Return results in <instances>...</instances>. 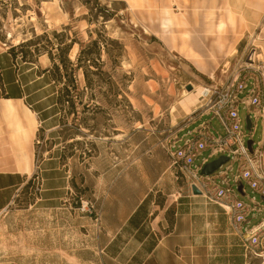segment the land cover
Listing matches in <instances>:
<instances>
[{
	"label": "rangeland",
	"instance_id": "374dc122",
	"mask_svg": "<svg viewBox=\"0 0 264 264\" xmlns=\"http://www.w3.org/2000/svg\"><path fill=\"white\" fill-rule=\"evenodd\" d=\"M229 5L227 0H0V95L13 79L27 82L26 104L41 110L31 122V183L0 217V264H72L61 258L62 249L79 254L81 264H101L94 261L96 227L78 208L82 201L96 207L92 195L100 176L138 163L168 137L169 144L175 142L176 116L200 105L203 86L225 78L226 62L234 64L256 46L253 36L260 33L246 30L242 15L231 13ZM229 31L238 39L249 33L252 43L238 51L235 38L227 47L223 36L230 38ZM55 64L62 66L61 74ZM63 65L75 69L77 88L72 98L59 99L64 84H73ZM88 67L94 71L89 79ZM240 114L248 130V113L241 108ZM212 124L221 129L217 120ZM262 128L258 122L255 141ZM207 156L208 151L196 163ZM176 181L182 194L188 191L185 182ZM245 188L243 200L255 196L264 203ZM175 197L158 194L156 208ZM228 231L226 221L220 239L211 234L207 264H264Z\"/></svg>",
	"mask_w": 264,
	"mask_h": 264
},
{
	"label": "crops",
	"instance_id": "0c3cea01",
	"mask_svg": "<svg viewBox=\"0 0 264 264\" xmlns=\"http://www.w3.org/2000/svg\"><path fill=\"white\" fill-rule=\"evenodd\" d=\"M227 1L231 13L242 15L246 30L260 33L253 37L264 42V0ZM255 8L262 9L261 21L257 25ZM229 32L233 33L230 38L223 36L227 47L237 38V34ZM252 42L249 33H245L235 43L236 50H246ZM15 83H18V87L14 89L12 85ZM28 84L13 79L9 81V87L4 84L5 95L10 97L0 95V217L11 210L29 183L33 170L35 152L31 141V122L33 114L36 117L41 110L37 111L26 104V98L31 95L27 94ZM9 100L12 101V112L7 107L6 101ZM195 110L176 116L177 121L173 124L176 137L185 138L198 127L201 120H195ZM170 139L168 137L161 144H156L150 154L143 155L138 163L130 166L126 164L117 174L102 175L97 179L92 201L95 200L99 220H96L94 213L83 216L89 218L98 233L95 262L207 264L211 255L208 249L211 234H216L217 239H220L225 234L223 229L226 221L227 234H234L228 216L217 204V207L212 204L209 206V201H204L202 196L194 195L189 190L184 191V194L179 191L181 187L176 176L174 179L175 171L171 166L170 153L173 149L169 144ZM176 143L178 145L179 141ZM98 182L104 183L103 189ZM158 194L176 197L170 205L163 204L157 209L155 197ZM169 214L171 217H168ZM212 229L216 233H211ZM60 256L72 264H81L82 261L79 254L67 250L64 253V249Z\"/></svg>",
	"mask_w": 264,
	"mask_h": 264
},
{
	"label": "built area",
	"instance_id": "2783aa9c",
	"mask_svg": "<svg viewBox=\"0 0 264 264\" xmlns=\"http://www.w3.org/2000/svg\"><path fill=\"white\" fill-rule=\"evenodd\" d=\"M254 48L234 64H224V79L203 86L195 120L206 115L211 118L201 120L189 136L178 138V145L177 140L171 143L170 156L176 178L194 195L217 204L228 216L232 232L242 240L246 254L264 262V203L255 196L249 197V202L241 197L248 196L247 184L264 200V57ZM241 108L248 113L251 129L244 127ZM213 120L221 129L212 124ZM258 122L262 123V135L255 141ZM249 140H253L252 150ZM206 151L208 156L196 163ZM216 156L229 159L212 174L202 175L205 164ZM194 185L200 194L194 193ZM78 209L89 214L95 211L90 201H82ZM254 219L258 222L252 223Z\"/></svg>",
	"mask_w": 264,
	"mask_h": 264
},
{
	"label": "trees",
	"instance_id": "16d2710c",
	"mask_svg": "<svg viewBox=\"0 0 264 264\" xmlns=\"http://www.w3.org/2000/svg\"><path fill=\"white\" fill-rule=\"evenodd\" d=\"M15 48V46H13V47H11V52H14V49ZM62 51L64 50V49H61ZM85 53H86V51L84 50V49H82L81 50V54H80V57H79V61L81 60V55L83 54V55H85ZM60 58L62 59V57H61V55H60ZM68 59V58H67ZM88 60H90V59H88ZM68 61H69V59H68ZM71 63V62H70ZM63 66H65V65H63ZM77 67L78 68H80V64H78L77 65ZM62 66H60V64H55V69H56V71L58 72V73H60L61 74V71H62ZM63 68H65V71H66V75H69V80L71 81V82H73V84H69V83H65L64 84V87H63V89H62V91H61V94L58 96V98L59 99H64V98H72L73 97V90L74 89H76L77 88V86L75 85V80H74V77L73 76H75V69L73 68V66H71L70 67V69H68V67L67 66H65V67H63ZM94 72L91 68H89L88 67V69H87V71H85V76H86V78L87 79H89V76H88V72ZM5 97H10V95H5ZM69 100V99H68ZM31 183V180L29 181V183L25 186V188L26 187H28L29 186V184Z\"/></svg>",
	"mask_w": 264,
	"mask_h": 264
},
{
	"label": "water",
	"instance_id": "95a60500",
	"mask_svg": "<svg viewBox=\"0 0 264 264\" xmlns=\"http://www.w3.org/2000/svg\"><path fill=\"white\" fill-rule=\"evenodd\" d=\"M188 89H192V84H188L187 86ZM251 120L249 119V117H247V127L248 129H251ZM249 144V148L250 150H252V144H253V140H249L248 141ZM228 156H220L217 159L213 160V161H209L208 163L205 164V166L202 169V175H209L212 174L214 171H216L222 164H224L225 162L228 161ZM193 191L196 194H200V190L194 185L193 186Z\"/></svg>",
	"mask_w": 264,
	"mask_h": 264
},
{
	"label": "bare ground",
	"instance_id": "6f19581e",
	"mask_svg": "<svg viewBox=\"0 0 264 264\" xmlns=\"http://www.w3.org/2000/svg\"><path fill=\"white\" fill-rule=\"evenodd\" d=\"M261 2V1H260ZM260 8H262V6H260ZM255 12H254V14H255V25H257L260 21H261V13H262V9H259V8H255V10H254ZM254 38V37H253ZM253 43H254V45H256L255 46V48L254 49H257V52H259L260 53V57H264V42L263 41H261L258 37L257 38H254L253 39ZM257 44H259V46H261L262 47V51H261V47H259ZM260 49V51H258ZM211 77H214V75H212ZM202 99H203V95H202V92H201V101H202ZM7 102V107L9 108V110L12 112L13 110H12V108H13V106H12V101L11 100H9V101H6ZM198 107V106H197ZM196 107V108H197Z\"/></svg>",
	"mask_w": 264,
	"mask_h": 264
}]
</instances>
